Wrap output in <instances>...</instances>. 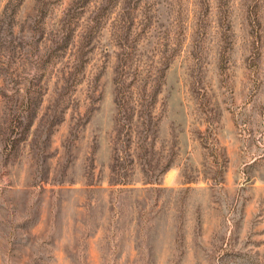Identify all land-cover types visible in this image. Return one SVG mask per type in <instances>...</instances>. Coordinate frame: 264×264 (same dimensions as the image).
<instances>
[{
    "label": "rangeland",
    "instance_id": "1",
    "mask_svg": "<svg viewBox=\"0 0 264 264\" xmlns=\"http://www.w3.org/2000/svg\"><path fill=\"white\" fill-rule=\"evenodd\" d=\"M0 264H264V0H0Z\"/></svg>",
    "mask_w": 264,
    "mask_h": 264
},
{
    "label": "trees",
    "instance_id": "2",
    "mask_svg": "<svg viewBox=\"0 0 264 264\" xmlns=\"http://www.w3.org/2000/svg\"><path fill=\"white\" fill-rule=\"evenodd\" d=\"M119 95H118V100H119V102H118V111L119 112H122V110H124V104L122 105V103L125 101V99L124 98H126V93L123 91H120L119 90V93H118ZM122 96H123V98H122Z\"/></svg>",
    "mask_w": 264,
    "mask_h": 264
}]
</instances>
